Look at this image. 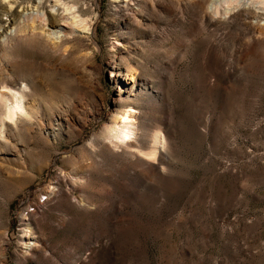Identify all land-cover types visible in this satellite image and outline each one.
I'll return each instance as SVG.
<instances>
[{"label":"rangeland","instance_id":"obj_1","mask_svg":"<svg viewBox=\"0 0 264 264\" xmlns=\"http://www.w3.org/2000/svg\"><path fill=\"white\" fill-rule=\"evenodd\" d=\"M124 1L90 0L91 36L68 53L20 48L10 58L64 76L36 73L27 102L39 121L22 114L31 131L3 123L0 99V264H264V37L237 38L227 25L237 43L216 63L212 31L189 42L194 8L138 0L135 15ZM262 1L239 0L257 25ZM128 55L113 73L109 63ZM137 84L147 89L132 119L139 148L91 144L123 111L122 86ZM65 97L59 124L50 99Z\"/></svg>","mask_w":264,"mask_h":264},{"label":"bare ground","instance_id":"obj_2","mask_svg":"<svg viewBox=\"0 0 264 264\" xmlns=\"http://www.w3.org/2000/svg\"><path fill=\"white\" fill-rule=\"evenodd\" d=\"M2 1L0 0V99L7 97L11 100L10 103L7 98L5 101H2L5 103L4 107L6 109V119L3 120V123L11 125L10 121L14 120V122L20 127L19 129H22L23 131H31L33 130V126L29 128L28 123L22 119V114L27 113L32 116L34 115L33 117L39 121L38 112L40 110V106L35 105L34 103L31 105L29 104V101L27 102V98L29 96V91L27 90L28 88L32 89L39 84V76L36 73L48 72L51 69L47 66H43L42 64V66L38 68L34 67L32 63L23 62L24 64H21L22 61H20L21 66L17 67V64L19 65V63L15 62L16 65H14L10 61V58L15 56V52H17L20 48H38V50L39 48H43V50L46 49L52 52H64V54L65 52L68 53L67 46L69 45L67 44H72L71 42L74 40L82 38L89 40V37L91 36V26L87 23V18L88 16L94 14V9L90 0H55L57 2V6L55 4L54 8H50L48 5V2L51 0H9V5L4 4V1ZM139 1L126 0L124 2H126L125 6L127 10L136 15L140 11L138 12L137 9L131 8L129 3L137 2V5H141V2ZM141 1H143L142 4L147 6L148 9L146 8V10H152L151 8H154L159 0ZM160 1H166L167 4L169 3L177 8H180L182 12L189 8H194L195 17L193 16L194 19L193 21L191 20V31L188 35V39L190 38L189 42H197L200 31H212L210 37H212L213 42L211 41L209 46L217 50L219 53V55H217L213 60L216 63L227 62L230 54L228 50H232V48L236 45L235 43H237L233 37V40L228 41L229 34H225L227 31V25H232L237 38H242L243 34L249 35L254 40L256 39V41L258 40V35L264 37V25H260L259 23L257 25L252 21V19L257 18L258 16L255 10L251 6H247L245 3L239 2V0L224 1L231 6V10H222L219 8L220 1L218 2L216 0ZM28 4L31 6V9H28L30 8L27 7L29 6ZM16 7L22 8L21 10H18ZM33 7H35V9H33ZM215 15H220L221 17L216 18L217 16L215 17ZM69 17L72 19L79 18L80 21H78V23ZM61 21L67 22V24L70 25V29H56L60 25ZM240 40L242 41V39ZM239 45L242 47V44ZM17 56L18 55H16V57ZM130 58L131 57L129 55L128 58H121V56L117 59L114 58V60L109 63L113 69V73H119V62L127 64ZM7 59L9 61H7ZM237 59L242 60V57ZM20 60H22V58ZM125 69L129 72L128 66ZM51 71L56 75V77L64 76V73H59L60 70H57L56 72L52 69ZM42 75H44V73ZM125 79L130 80L128 74H126ZM53 86L55 90H62L60 82L57 83L55 81ZM120 92V97L124 102L123 111L116 115L115 118L110 121L109 125H104L100 132L96 133L91 139V144L98 146L102 150L106 148V143L112 145L115 149L119 147L122 148L124 145L125 148L123 150L139 148L137 145L140 141L136 138L132 119L135 114L141 113V107H139L138 104L143 97L147 95V89H145L143 85L138 84L132 85L131 87L123 85ZM70 100L68 97L50 99V106L53 108L52 110L54 111L56 121L59 124L67 123L68 119L66 114L71 106ZM53 132V130L48 131L46 133V137L51 136ZM133 138H136L137 140L134 141ZM156 139L157 134L154 136L155 143ZM136 142H138L137 145ZM7 173L8 176H15L20 172L9 168L7 169ZM35 247L37 248L36 242L22 244V249L24 248L26 251L32 250Z\"/></svg>","mask_w":264,"mask_h":264}]
</instances>
